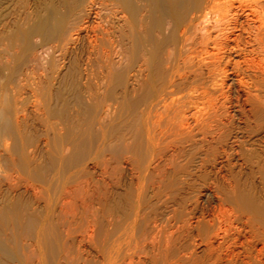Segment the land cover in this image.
<instances>
[{
	"label": "rangeland",
	"instance_id": "374dc122",
	"mask_svg": "<svg viewBox=\"0 0 264 264\" xmlns=\"http://www.w3.org/2000/svg\"><path fill=\"white\" fill-rule=\"evenodd\" d=\"M34 1L36 0H0V30H2L0 64L2 66V73L4 72V78L8 76L12 67L17 70L11 85L8 83V88H10L9 91L13 88L12 90L19 96L18 100L23 101V108H26L24 119H26V125H29V133L31 134L28 136L30 138V135H32L30 140L33 148H35V150L37 149L41 157L42 155L43 157L46 156L41 158L37 153V157H40V160L38 159L39 161L37 160V162L40 163L45 159L43 163L46 164L48 168L45 173L41 174L44 178L49 180L47 188L45 185H42L38 179V181L35 180L32 183L33 186L28 185L22 177V182H20L18 186V192L22 197V203L31 200L39 219H41L44 214L50 217L48 232L51 233L50 236L53 241L51 240L52 252L49 251L50 253H47L48 255L46 254L47 257L45 261L41 262L39 261L36 251H33V238L28 237L31 231L25 230V233L17 238L19 239V246L15 248L14 252L19 261H15L13 264H176L178 261L177 264H264V216H262L264 214V125H262L264 124V119H262L263 114H260L259 117L253 111L248 114V111L251 109L248 107L249 105L246 104V97H244L245 95L242 89H239L237 85H232V82L231 84L229 80H226L222 92L228 90L225 92L227 97H225V95L220 96L218 93L214 96L217 102H215L216 104H214L213 108H222L221 110L219 109L220 111L217 109L214 110L213 108L212 112L211 110L207 111V104H204L205 99H198L197 110H200L201 114H204V119H201V117L199 120L200 116L198 117V122L192 119L195 123H199L198 126L197 123L196 125L193 124V121L190 119L192 121V123H190V132L192 131V133L186 135V137L189 136L188 140L185 139L184 141L181 138L183 143L179 140L180 142L177 144L176 142L180 137H175V135L172 137L173 139L167 137L168 139L165 138L164 141H161L163 146L160 143V145H158L160 147H152L148 154H140L137 156L127 150L125 147L126 145L124 146L126 143H122L123 140H121L122 142H118L115 139L118 132L121 131L120 122L124 119L119 104L123 102V97L126 95L125 87L127 86H124V84L120 86L116 85L114 86V91L112 77L109 76L111 75L109 73L112 71V69H110L112 68V0H53L55 3L54 5L59 6V8H71L67 21L68 25H65V29L68 28V30H64L65 38L61 35H56L44 42L39 35H36L32 37V39L23 42L19 39L21 31L17 34H15V32L16 30H24L29 24H32L33 9L35 8L33 4ZM40 1L42 2V0H37L38 3ZM90 1L93 5L89 3ZM64 2L66 5L65 7L63 4ZM89 4L90 6L92 5L90 10H88ZM79 11H81V13ZM82 11H88L89 18L87 19L88 21L86 20V26L83 25L80 28L78 24L82 23L80 22L81 20H79V17L84 13ZM95 15L98 19H96ZM92 27H95L97 31L92 33ZM75 28L79 30V32H77L78 34ZM99 30L101 32H99ZM66 32L72 35L70 39L68 38L70 34ZM94 33L97 37H95L96 35ZM106 35H110L109 37L111 39H109V37L107 38ZM99 38H101V40ZM104 38L109 40H105L106 45H104ZM94 40L95 44L93 43ZM103 42L104 44H102ZM107 44L111 46V48L107 47ZM94 54L97 57H95ZM106 56L109 57H107L109 62H107ZM48 63L52 64V70L47 65ZM17 65L18 68H16ZM107 70L109 73H107ZM46 77H48V79ZM5 80L6 79H3L2 83H5ZM95 85L98 87H95ZM224 88L227 90H224ZM18 90L21 91L19 93L20 95H18ZM11 93L12 92L9 94ZM36 96L37 99L35 100ZM112 97L113 100L116 99L113 101ZM223 97L227 99H223ZM236 98L239 99L236 100ZM219 99L225 101L224 103L221 102V104H225L227 109L221 104L219 106L221 101H219ZM27 100H29V102ZM24 101L26 103H24ZM34 102L37 103L35 104ZM107 105H109V107ZM216 105L218 107H216ZM240 108H242V110ZM224 109L227 110L225 112L226 114L228 113V116L224 115L225 113L221 115ZM232 109H235V111ZM215 111H218L216 116L214 115ZM244 111L245 113H243ZM210 112L213 113V116ZM235 112L236 115L239 113L237 117H235ZM243 114L245 118L241 116ZM118 115H120V117L122 116L121 118L123 119ZM223 117L225 120H223ZM229 117V123L231 122L233 125L231 123L230 125L228 124ZM240 117L242 120H240ZM34 118L35 121L33 120ZM203 120L209 127L208 130L207 128L205 129L204 122H202ZM215 120L219 122L217 123ZM254 120L256 122L258 120L261 122L258 121L255 123ZM244 121L247 123L248 127L252 124L249 129L247 126H244L246 125ZM61 122L65 123V125ZM59 123L62 126H60ZM73 123L75 124L73 125ZM201 124L203 128L199 127ZM254 125L256 129L253 128ZM194 126L195 128L193 129ZM258 126L260 130L257 128ZM215 127L220 130L217 131L218 129ZM244 127L247 128L245 129ZM196 128L199 131L195 130ZM56 129L61 130L59 131ZM214 129L216 130L214 131ZM221 129L225 130L223 135H225L227 140L222 135L223 131ZM228 129L229 132L231 131V134L228 132ZM200 130L202 132H200ZM193 131H195V133ZM212 131H214V133ZM246 131H249V134H246ZM113 133H116L115 136ZM206 133L208 134V138L205 137L207 135ZM61 134L64 136V139L61 140L62 142L56 139L57 136ZM216 135L218 138L215 137V140L213 136ZM237 135L242 136L239 137ZM77 137H80L78 143L82 141L83 145L78 147L71 146L72 144L70 143H73L71 140ZM203 138L207 139L202 143L204 140ZM220 138L222 139L221 144V141H219ZM112 139H114V141ZM168 140L169 143L167 142ZM211 140L215 141L212 142ZM113 142H117V144L114 143L115 147L113 146ZM212 143H214V145ZM179 144L181 145L182 151L184 150V147H182L184 144H189L185 147L187 148L190 146V149L188 148L186 150L185 148L182 153L180 152L181 149ZM208 144L210 147H208ZM199 146L201 147L199 148ZM220 146H222L223 149ZM211 147L213 149H211ZM176 149L179 150V153ZM224 149L225 151L223 152L222 150ZM220 151L222 153H220ZM245 151L247 152L245 153ZM207 152L209 154H207ZM192 156H194L193 159ZM174 157L175 159L178 157V161H176ZM203 157L205 159L202 160ZM245 159L248 162L245 161ZM169 161L172 162L170 163ZM200 161L201 164H199ZM203 161L207 163H203ZM202 165L204 166L202 167ZM171 169L172 171H170ZM3 187L4 186H2V188ZM34 196L35 198H33ZM158 198H162V200ZM240 205L245 209L238 207ZM146 206L147 208H151L147 209ZM254 210H257L258 213ZM249 212H252L253 215ZM224 220H226V222ZM184 223L187 224V227ZM35 226L36 230L38 223ZM216 228H220L221 230ZM252 236L253 238H251ZM228 245L232 246L228 247ZM19 247H21L20 249H22V247L24 248L20 250ZM29 247L32 249H29ZM168 247L172 248H169V250ZM30 250L32 251L30 252ZM245 254L250 258L245 256ZM260 256L261 259L259 258ZM184 258L187 260L185 261Z\"/></svg>",
	"mask_w": 264,
	"mask_h": 264
},
{
	"label": "bare ground",
	"instance_id": "6f19581e",
	"mask_svg": "<svg viewBox=\"0 0 264 264\" xmlns=\"http://www.w3.org/2000/svg\"><path fill=\"white\" fill-rule=\"evenodd\" d=\"M42 2L40 1L38 3L36 0L33 3L35 5V8L33 9L34 13H33L32 24H29L28 27L25 28L24 30L23 29L18 30V31L16 30V32H15V34H17L21 31L19 34L20 35L19 39L22 40L23 42L32 39V37H34L36 35H39L41 37V39L44 40V42L47 40H50L52 37H55L56 35L57 36L61 35L65 38V35H64L65 31L64 30H68L67 27H66L67 29H65V25L67 24L69 14L71 12V8H69V7L68 8H59V6L54 5L55 3L53 0H42ZM74 2H76V1H74ZM87 3H88V1H87ZM89 3H91V1ZM63 4L65 7L66 6L65 2ZM83 5H82V8H83ZM91 6L89 4L88 10H90ZM79 12L81 13V11H79ZM82 12H84L83 15L80 17L78 16L79 20H81L80 22H82L81 24H78V25H80V28H81V26L85 25L86 20L89 18L88 11H82ZM11 14H12V12H11ZM95 17H96V15H95ZM96 19H98V18L96 17ZM0 25H1V14H0ZM111 25H112V27H111V30H112V36H111L112 37V51L111 50L110 51L112 52V65H111L112 68H110V69H112V71H111V73H109L107 70V73L111 74L109 76L112 77L113 88L116 85L120 86V85L124 84V86L125 85L127 86V87H125L126 88V91H125L126 95L123 97L124 98L123 102L119 104V108L122 109L121 113L124 115V119L121 118L122 116L120 117V115H118L123 120H122V122H120L121 126L119 124L121 131L118 132L115 139L118 142L123 140V142L122 141L121 142L123 144L126 143V144H124V146L126 145L125 147L127 148V150L130 153H133L137 156L140 154H148V152L150 151V149L152 147L160 145L161 141H164L165 138H167V137L172 138L174 135H175V137H180V139H178V141L175 139L177 141L176 142L177 144L180 142L179 140L182 141L181 143H183V140L185 141V139L188 140L189 136L186 137V135L192 133V131L190 132V129H191L190 123H192L193 120L197 121L199 116H200L199 120L201 117H202L201 119H204V117H203L204 114H201L200 110L199 111L197 110V107H198L197 103L199 102L198 99L199 98H201L202 100L205 99L204 104L205 103L207 104V107H206L207 111L211 110V112H212V108H213L214 104H216L215 102H217L216 99L214 98V96H216L217 93L220 96H223V95H225V92L228 91L227 89L224 88V90H227V91L222 92V88L225 87L224 83L226 82V80H229L230 83L231 82L233 83V84L231 83L232 85H235V86L237 85V87H239V89H242V91L245 95L244 97H246L245 98L246 104H248L249 105L248 107H250V109H251L250 111H248V114H249V112L252 113V111H253L255 114H257L258 117L260 114H263V117H264V0H112V24ZM75 29H76V33L79 32V30L77 28H75ZM91 30H92V33L97 31L95 27H92ZM91 30H90V32H91ZM1 31L2 30H0V41L2 39L1 38ZM73 31H74V29H73ZM102 31H104V30H102ZM62 32H64V33H62ZM99 32H101V31L99 30ZM107 32H106V34H107ZM66 33H68V32H66ZM74 33H75V31H74ZM15 34H13V35H15ZM68 34H70V33H68ZM71 36L72 35L70 34V36L69 37L67 36V37L70 39ZM109 36H107V38ZM95 37H97V35ZM107 38L106 39L104 38V41L108 40ZM61 39L64 40L63 38H61ZM99 39L101 40V38H99ZM109 39H111V38L109 37ZM62 40H60V41H62ZM95 40L93 42L94 44H95ZM102 41H103V39H102ZM53 42H55V41H53ZM102 44H104V42ZM104 45H106V41H105ZM1 46H2V44H1ZM65 46H67V45H65ZM97 47H99V46H97ZM107 47L111 48V46H109V45ZM100 48H101V46H100ZM62 49H63V47H62ZM100 53H101V51H100ZM104 53H105V51H104ZM0 55H1V53H0ZM95 57H97V56L95 55ZM107 57L108 56H106L107 62H109V59H108L109 57L108 58ZM0 58H1V56H0ZM104 58H105V56H104ZM105 64H107V63H105ZM109 64H111V63H109ZM47 65L52 70V64L48 63ZM93 66H95V65H93ZM1 68H2V66L0 64V264H13L15 261H19L14 250L17 246H19L18 245L19 239H17V238L19 236H21V234L25 233V230L26 231L29 230V232L31 231L30 234L28 233L29 234L28 237L33 238L32 239V244L34 247L33 251L34 250L36 251L37 256L39 258V261L43 262V261H45L47 255L50 252H52V250H51V248H52V245H51L52 239L51 238L52 237L50 236L51 233L48 232V228L50 226V221H49L50 217H48L47 214H44V216L41 217V219H39V217L37 216L36 211H35L36 209L33 208L34 204L32 205L31 200H27L26 202L22 203V197H21L20 193L18 192V189H19L18 186L20 185V182H22L21 179L23 177V180L28 185H32V183L38 179L39 182H41L42 185H45L47 188V186L49 184V182H48L49 180L44 178L43 175H41V174L45 173L48 170V168L46 167V164L43 163V160H45V159H43L40 163L37 162V160L41 156L37 152V149L35 150V148H33V145H32L31 140H30L32 135H30V138L28 136L31 133H29L30 132L29 125H26V122H25L26 119H24L25 118L24 113H25L26 108H23V103H22L23 101L18 100L19 96H17L16 95L17 93H15L12 90L13 88L10 91H9L10 88H8V83H10V85H11V83L13 82L12 79H13V77H15L14 74L17 70H15L12 67L8 76L6 78H4L3 77L4 72L2 73ZM16 68H18V65ZM53 68H54V66H53ZM46 69H47V67H46ZM107 69H108V67H107ZM25 70H27V69H25ZM36 71H38V70H36ZM99 72H98V74H99ZM31 73H34V72H31ZM90 74H92V73H90ZM44 77H45V75H44ZM46 78L48 79V77H46ZM3 79H6L5 83H2ZM52 79H53V77H52ZM33 85H34V83H33ZM95 87H98V86L95 85ZM30 88H33V87H30ZM113 88H112V90H113ZM14 90H15V88H14ZM114 91H115V88H114ZM10 92H12V93L14 92V93L9 94ZM20 92L21 91L18 90V95H20L19 94ZM232 92H233V89H232ZM32 94H31V96H32ZM21 96H22V94H21ZM109 96H108V98H109ZM233 96H234V94H233ZM225 97H227V96L225 95ZM228 97H230V96H228ZM238 97H239V95H238ZM24 98H25V96H24ZM89 98H90V96H89ZM20 99H22V98H20ZM36 99H37V96H36L35 100ZM221 99H222V97H221ZM221 99H219V101ZM223 99H227V98L223 97ZM238 99L236 98V100H238ZM22 100H24V99H22ZM92 100H93V97H92ZM112 100H113V97H112ZM27 101L29 102V100H27ZM37 102H39V101H37ZM221 102L224 103L225 101L221 100L219 103V106H220ZM24 103H26V102L24 101ZM90 104H92V103H90ZM199 104H201V103H199ZM217 105H218V103H217ZM217 105H216V107H218ZM224 105H222V106L226 107V105L225 106ZM239 105H240V103H239ZM107 106L109 107V105H107ZM192 106H194V107H192ZM227 106H229V105H227ZM216 109H214V110H216ZM219 109H217V110L220 111L222 108L220 110ZM226 109H227V107H226ZM226 109H224V112L221 113V115H223L225 113L224 115L228 116L227 115L228 113L226 114V112H225V111H227ZM240 109L242 110V108H240ZM193 110H194V112H193ZM191 111H192V113H191ZM218 111L214 112L215 116H216V114H218ZM233 111H235V109ZM243 113H245V111ZM254 113H253V115H254ZM211 114L213 116V113H211ZM240 114H241V112H240ZM237 115H239V113ZM237 115L235 112V117H237ZM251 115H249V116H251ZM241 116L244 117L245 115L243 114ZM253 117H252V120H253ZM263 117H262V119H264ZM73 119H74V117H73ZM190 119L191 120L193 119V120L191 121ZM257 119H255V120H257ZM33 120L35 121V118ZM223 120H225V118ZM229 120H230V117L228 119V124L230 125L231 122L229 123ZM240 120H242V118ZM255 120H254L255 123H257L259 121L258 120L256 122ZM189 121H191V122H189ZM215 121L217 122V120H215ZM219 121H220V119H219ZM236 121H237V118H236ZM245 121L248 122L247 120H245ZM202 122H204V120ZM216 122H214V123H216ZM246 122H245L246 125H244V126H247ZM259 122H261V121H259ZM67 123H68V121H67ZM196 123L193 121V124L196 125ZM47 124H48V122H47ZM62 124L65 125V123H62ZM74 124L75 123H73V125ZM198 124L199 123H197V126H198ZM231 124L233 125V123H231ZM59 125L62 126L60 123H59ZM204 125H205V129L207 128V130H208L209 127L205 124V122H204ZM255 125L253 128L256 129ZM262 125H264V124H262ZM218 126H220V125H218ZM199 127L203 128L202 124ZM226 127H228V126H226ZM247 127H244V128L246 129ZM249 127H248V129H249ZM194 128H195V126L193 127V129ZM215 128H217V127H215ZM239 128H241V127H239ZM257 128H259V126ZM47 129H48V127H47ZM56 130H59V129H56ZM195 130H197V128ZM201 130H204V129H201ZM201 130H200V132H202ZM215 130L216 129H214V131ZM219 130L220 129H218L217 131H219ZM259 130H260V128H259ZM197 131H199V130H197ZM214 131H212V132L214 133ZM222 131L221 132L223 135L225 130L223 129ZM46 132H49V131H46ZM193 132L195 133V131H193ZM228 132H229V129H228ZM248 132L246 131V134H249ZM203 133H205V132H203ZM115 134H114V136H115ZM251 134H252V132H251ZM198 135H200V134H198ZM254 135H255V132H254ZM223 136L225 138V135H223ZM223 136H222V139H223ZM229 136H231V135H229ZM237 136H239V135H237ZM240 136H242V135H240ZM63 137L64 136L61 134V135H58L56 139L58 141H61L62 139H64ZM205 137L208 138V134ZM215 137L218 138L217 135L213 136V138H215ZM251 137H248V138H251ZM79 138L77 137V138L72 139L73 141L71 140V142H73V143H70V144H72L71 146L78 147L80 145H83L82 141L78 143ZM196 138H198V137H196ZM207 138H203L204 140L201 139V140H203L202 143ZM216 138H215V140H216ZM222 139L221 138L219 139V141H221L220 144L222 143ZM112 140L114 141V139H112ZM197 141H198V139H197ZM211 141H209V142H211ZM214 141H212V142H214ZM167 142L169 143V140ZM114 143L115 142H113V146H114ZM226 143H227V141H226ZM245 143H247V142H245ZM115 144H117V142ZM212 144L214 145V143H212ZM253 144H254V142H253ZM186 145L187 144H184L182 146V147H184V150L186 148L185 147ZM162 146H163V144H162ZM206 146H207V144H206ZM240 146H242V145H240ZM158 147H160V146H158ZM179 147L181 149V145ZM179 147H178V149H179ZM200 147L201 146H199V148ZM208 147H210V145ZM212 147H211V149H213ZM220 147L222 148V146H220ZM164 148H166V147H164ZM188 148L190 149V146L187 147L186 150ZM226 148H228V147H226ZM231 148H232V146H231ZM178 149H176V150H178ZM225 149L222 151L224 152ZM157 150H156V152H157ZM124 151H126V150H124ZM172 151H173V148H172ZM183 151L181 149L180 152L183 153ZM214 151H216V150H214ZM162 152H163V150H162ZM246 152L247 151H245V153ZM37 153L39 154L40 157H37V155H38ZM175 153H176V151H175ZM178 153H179V150H178ZM214 153H212V154H214ZM220 153H222V152L220 151ZM185 154H187V153H185ZM207 154H209V153L207 152ZM210 154H211V152H210ZM155 155H156V153H155ZM189 155H190V153H189ZM192 155H193V152H192ZM195 156H197V155H195ZM248 156H249V154H248ZM42 157H43V155H42ZM44 157H46V156H44ZM129 157H127V158H129ZM139 157H137V158H139ZM193 157L194 156H192V159H193ZM174 159H175V157H174ZM177 159H178V157H177ZM177 159H175V160L178 161ZM190 159H191V157H190ZM203 159H205V158L203 157L202 160ZM226 159H227V157H226ZM161 160H162V158H161ZM250 160H251V158H250ZM245 161H247V160L245 159ZM173 162H174V160H173ZM204 162H206V161H203V163ZM199 164H201V161ZM172 165H174V164H172ZM204 165H202V167ZM176 167H177V165H176ZM172 168H173V166H172ZM175 169H178V168H175ZM170 171H172V169ZM186 171H187V169H186ZM186 171H185V173H186ZM163 172H164V170H163ZM177 172H179V171H177ZM166 174L170 175L169 173H166ZM172 177H174V176H172ZM30 182H31V184H30ZM147 182H149V181H147ZM147 182H146V184H147ZM157 183H155V184H157ZM2 186H4V187L2 188ZM40 190H41V188H40ZM233 191H235V190H233ZM172 192H173V190H172ZM176 193H179V192H176ZM161 195H160V197H161ZM33 198H35V196ZM158 199L162 200V198H158ZM228 199H230V198H228ZM222 205H223V203H222ZM238 207H242V206L240 205ZM146 208H147V206H146ZM148 208L150 209L151 207H148ZM242 208L245 209L244 207H242ZM230 210H231V208H230ZM255 212L258 213L257 210ZM256 213H254V214H256ZM250 214L253 215L252 212ZM262 216H264V214ZM223 218H225V217H223ZM224 221L226 222V220H224ZM232 221H234V220H232ZM255 221H257V220H255ZM236 222H238V221H236ZM37 223H38V227L35 230V228H36L35 225ZM248 224H250V223H248ZM184 225H186V227H187V224L184 223ZM216 229H218V228H216ZM179 233H181V232H179ZM253 233H255V232H253ZM228 235H230V234H228ZM25 236H26V234H25ZM178 237H181V236H178ZM200 237H202V236H200ZM224 237H225V235H224ZM263 237H264V235H263ZM251 238H253V236ZM223 239H225V238H223ZM182 245H184V244H182ZM206 246H207V244H206ZM229 246L230 245H228V247ZM20 248L21 247H19V249ZM23 248L24 247H22V249ZM169 248L170 247H168V249ZM226 248H227V246H226ZM22 249H20V250H22ZM29 249H32V248L29 247ZM207 250L210 252V250L208 248H207ZM31 251L32 250H30V252ZM235 254H236V252H235ZM29 255H30V253H29ZM214 255H215V253H214ZM258 255H260V254H258ZM237 256H238V254H237ZM245 256H247V255L245 254ZM247 257H249V256H247ZM187 258H188V256H187ZM259 258L261 259V256ZM227 259H226V261H227ZM184 260H185V258H184ZM217 260H219V259H217ZM231 261H232V259H231ZM238 261H240V260H238ZM180 262H182V261H180ZM196 262H198V261H196ZM230 263H232V262H230ZM246 263H248V262H246Z\"/></svg>",
	"mask_w": 264,
	"mask_h": 264
}]
</instances>
